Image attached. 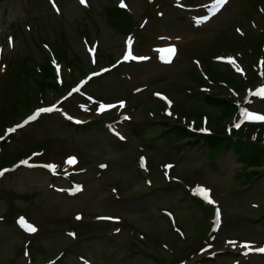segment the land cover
Listing matches in <instances>:
<instances>
[{"label":"rangeland","instance_id":"obj_1","mask_svg":"<svg viewBox=\"0 0 264 264\" xmlns=\"http://www.w3.org/2000/svg\"><path fill=\"white\" fill-rule=\"evenodd\" d=\"M255 116L264 0H0V264H264Z\"/></svg>","mask_w":264,"mask_h":264},{"label":"snow or ice","instance_id":"obj_2","mask_svg":"<svg viewBox=\"0 0 264 264\" xmlns=\"http://www.w3.org/2000/svg\"><path fill=\"white\" fill-rule=\"evenodd\" d=\"M80 2L81 3H85V0H80ZM228 2V0H219V3L220 4H226ZM122 7H124L125 5H121ZM129 47L131 46V40H129ZM90 51H92V50H90ZM170 52H175V49H170L169 50ZM129 56H130V53H129V55L128 56H125L124 57V59L125 60H127V59H129ZM230 63H234V61H229ZM121 106H123L122 104H121ZM104 106L103 105H101V108H103ZM41 112H48V111H53V109H41L40 110ZM39 115V112H37L34 116H32V117H30L29 119L30 120H35L36 119V117ZM255 119H258V120H262V121H264V116H255L254 117ZM25 123H28V121H25ZM18 127H22V125L21 126H18ZM16 129H11L10 131H12V132H14ZM24 163H27V161H25ZM3 173H0V175H2ZM201 191L202 192H204V195H205V198L207 199L208 198V195H207V192H206V190H203V189H201ZM209 203H212V201L211 200H209ZM77 219H80V217H77ZM104 219H112V218H104ZM218 220H219V214H218ZM27 231H30V232H35L36 231V229L34 228V227H32V226H28L27 227ZM245 247H247V245H245ZM258 251H260V252H264V248H260V249H258Z\"/></svg>","mask_w":264,"mask_h":264},{"label":"trees","instance_id":"obj_3","mask_svg":"<svg viewBox=\"0 0 264 264\" xmlns=\"http://www.w3.org/2000/svg\"><path fill=\"white\" fill-rule=\"evenodd\" d=\"M50 69L48 68V74L47 75H44L43 74V77L41 78L42 80H41V83H42V85L43 86H45V85H47V84H49V81H50V77H51V74H52V71L50 72L49 71ZM44 88H46V87H44ZM214 98H216V97H214V96H211V98H209L210 100H213ZM217 100H219V99H217ZM220 101H222V100H220ZM230 104V103H229ZM231 105V104H230ZM175 129H177L178 131H182V132H184V133H186V132H188V129H186V128H183V127H175ZM211 136V135H210ZM215 136V135H214ZM212 137V136H211ZM216 138H214V140L212 141V143H214V142H217V140L216 139H220V136H215ZM228 144V143H227Z\"/></svg>","mask_w":264,"mask_h":264},{"label":"bare ground","instance_id":"obj_4","mask_svg":"<svg viewBox=\"0 0 264 264\" xmlns=\"http://www.w3.org/2000/svg\"><path fill=\"white\" fill-rule=\"evenodd\" d=\"M170 59V58H169Z\"/></svg>","mask_w":264,"mask_h":264}]
</instances>
